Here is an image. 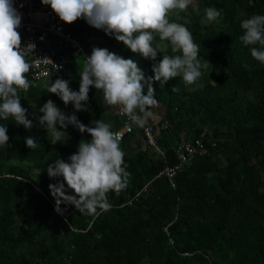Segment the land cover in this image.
Segmentation results:
<instances>
[{
  "label": "trees",
  "instance_id": "trees-1",
  "mask_svg": "<svg viewBox=\"0 0 264 264\" xmlns=\"http://www.w3.org/2000/svg\"><path fill=\"white\" fill-rule=\"evenodd\" d=\"M208 7L221 15L204 24ZM253 15H264V0H195L180 19L170 13V22L187 27L199 46L202 75L192 86L180 77L164 85L153 81L158 104L151 111L166 119L157 132L153 126L163 155L139 130L123 135L120 148L130 176L119 195L108 193V211L81 214L70 204H61L62 213L55 210L49 185L63 178H50L47 167L58 159L70 162L79 142L91 136L57 124L67 138L51 144L39 109L52 100L85 126L103 120L110 130L120 119L94 87L82 102L87 110L76 111L47 92L56 79L29 81V90L19 95L33 127L0 119L9 136V146L0 147V264H264V64L251 56V48L260 46L240 40L241 22ZM67 28L90 55L99 47L133 59L146 78L154 76L164 54L174 55L169 46L156 60L145 59L83 18ZM165 44L155 36L154 47ZM83 67L77 55L65 69L73 91L79 90ZM175 85L178 92L171 90ZM202 132L206 153L178 168L171 187L159 172L175 163L172 147L179 135L191 140ZM30 136L35 149L25 144ZM65 194L74 195L66 183Z\"/></svg>",
  "mask_w": 264,
  "mask_h": 264
},
{
  "label": "clouds",
  "instance_id": "clouds-1",
  "mask_svg": "<svg viewBox=\"0 0 264 264\" xmlns=\"http://www.w3.org/2000/svg\"><path fill=\"white\" fill-rule=\"evenodd\" d=\"M50 6L59 19L72 24L83 18L89 25L114 35L133 53L145 59L156 60L157 53L171 48L174 55L164 54L153 66V77L146 78L133 59H124L106 48L94 47L86 57L80 74L78 91L69 87L68 81L56 79L49 84L48 93L58 96L67 106L72 103L76 111L87 110L82 102L88 101L90 87L103 93V100L109 107L117 108L131 124L143 127L153 116L152 108L157 106L153 81L166 84L180 77L185 86L194 85L202 75L198 58L199 46L194 43L191 32L183 24L170 22V13L185 12L192 0H41ZM221 13L214 7L205 9L204 24L216 22ZM21 25V14L13 6V0H0V119L11 118L26 129L33 127L27 119L26 109L21 105L19 93L27 92L30 82L26 74L30 64L21 52V36L17 30ZM243 35L240 40L252 47L251 56L264 64V15H253L241 22ZM155 36L166 41L163 48L153 46ZM32 51L33 44L27 45ZM179 53V54H176ZM209 63L205 61L204 67ZM245 67H248L245 64ZM215 82V81H214ZM216 83V82H215ZM147 86V93H144ZM173 92L179 87L173 86ZM39 111V124L50 136L51 144L64 142L66 132L61 128L73 125L81 133L87 132L91 141L81 140L78 151L69 157L49 164L50 178L62 177V182L50 184L55 199V210L62 213L61 204L74 205L81 214L94 215L97 210L108 211L111 207L108 193H119L127 187L130 173L126 171L124 152L120 148L122 135L110 130L103 120L94 121V127L81 123L75 114L65 115L52 100H48ZM9 136L5 125H0V147H8ZM29 149L37 147L33 137L25 138ZM65 183L74 195L65 194Z\"/></svg>",
  "mask_w": 264,
  "mask_h": 264
},
{
  "label": "built area",
  "instance_id": "built-area-1",
  "mask_svg": "<svg viewBox=\"0 0 264 264\" xmlns=\"http://www.w3.org/2000/svg\"><path fill=\"white\" fill-rule=\"evenodd\" d=\"M13 6L21 14V25L17 30L21 36V52L30 64L27 79L30 82L45 78L67 81L65 69L74 64L77 55H81L85 63L90 53L70 33L68 24L62 22L50 6L43 5L41 0H13ZM29 44L35 46L32 51L27 47ZM110 110L120 119L119 126L111 131L119 132L123 137L134 129L139 130L144 142L157 154L163 155V150L156 143L152 123L147 121L143 127H139L131 124L117 108L111 107ZM202 135L203 132L191 140L179 135V141L172 147L175 163L164 165L159 172L167 177L171 187L174 186L173 177L178 168L194 157L206 153ZM168 242L172 243L170 238Z\"/></svg>",
  "mask_w": 264,
  "mask_h": 264
},
{
  "label": "crops",
  "instance_id": "crops-1",
  "mask_svg": "<svg viewBox=\"0 0 264 264\" xmlns=\"http://www.w3.org/2000/svg\"><path fill=\"white\" fill-rule=\"evenodd\" d=\"M150 123H152V125L154 126L156 132L158 131V129L164 125L166 119L164 117H162L161 115H159L156 112H153V116L151 118H149Z\"/></svg>",
  "mask_w": 264,
  "mask_h": 264
},
{
  "label": "rangeland",
  "instance_id": "rangeland-1",
  "mask_svg": "<svg viewBox=\"0 0 264 264\" xmlns=\"http://www.w3.org/2000/svg\"><path fill=\"white\" fill-rule=\"evenodd\" d=\"M195 2V0H192V2L191 3H194ZM49 79H51V78H45V79H42L41 81H47V80H49Z\"/></svg>",
  "mask_w": 264,
  "mask_h": 264
}]
</instances>
